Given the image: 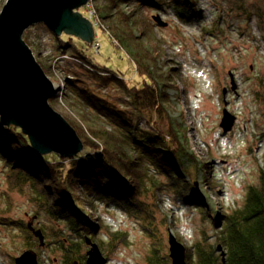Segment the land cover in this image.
<instances>
[{
    "label": "rangeland",
    "instance_id": "rangeland-1",
    "mask_svg": "<svg viewBox=\"0 0 264 264\" xmlns=\"http://www.w3.org/2000/svg\"><path fill=\"white\" fill-rule=\"evenodd\" d=\"M106 1L93 0L91 5L98 9ZM196 1L202 16L193 25L181 23L168 9L140 8L131 1L122 3L117 11L115 7L110 8L101 14L102 18L99 15L90 21L92 42L62 33L64 39L71 37V40L67 39L70 47L64 50V55L55 49V37L43 25L29 27L22 38L25 37L24 42L34 58L49 67L46 75L54 84L65 85L64 78L73 75L68 69L90 82V77L83 74L90 70L69 58V53L77 50L94 66L116 71L127 86H137L142 84L143 77L130 56L135 42L124 37L129 32L130 38L144 36L146 39L136 40L139 42L136 46L152 57L154 67L157 64L158 68L153 72L174 75L175 87L168 90L170 117L186 127L188 148L197 161L208 163L207 179L215 187L216 193L208 190L202 181L204 176L199 172L187 200L193 197L202 199L209 215L214 216L238 207L245 188L258 183L260 159L264 152V0ZM5 2L0 0V12ZM79 14L89 19L83 8H79ZM124 15L130 16L133 22ZM155 16H160L167 27L157 26L153 21ZM120 38L125 40L124 44ZM115 82L94 88L118 108L124 109L127 107L126 96L114 85ZM53 97L49 103L55 112L68 122L78 121L81 108L67 106V98L59 94ZM224 101L228 111L237 118L233 130L226 136H222L219 127ZM141 126H144L143 121ZM3 169L0 164V216L21 220L35 230L42 228L44 240L51 241L55 231L64 230V223L39 208L31 197L28 182L11 187ZM158 210L155 212L156 233L150 238L142 231L138 217H129L103 205H97L93 210L85 208L87 215L98 217L105 228L106 233L103 230L100 234L97 228V242L94 243L101 242L99 248L107 264H147L151 246L169 255L170 234L185 247L201 240L202 233L211 237V243L214 242V229L211 217L206 218L207 214L188 205L171 210L163 197ZM164 219L169 222L164 223ZM115 232L124 235L117 245L109 237ZM23 244L19 231L0 227V264H14V258L26 250ZM34 250L38 252L40 264L50 263L49 259L54 260L50 264H61L58 253H51L50 248L41 252ZM87 250L88 245L85 252Z\"/></svg>",
    "mask_w": 264,
    "mask_h": 264
},
{
    "label": "trees",
    "instance_id": "trees-1",
    "mask_svg": "<svg viewBox=\"0 0 264 264\" xmlns=\"http://www.w3.org/2000/svg\"><path fill=\"white\" fill-rule=\"evenodd\" d=\"M130 1L140 8L168 9L184 24H196L202 16L196 0H107L94 9L95 18L113 7L117 11L120 4ZM124 17L133 22L130 16ZM130 34L124 39L135 42L130 56L143 77L141 85L127 86L116 71L94 66L77 50L69 53L73 62L90 70L83 72L90 77V82H86L68 69L73 75L64 78L60 95L67 98V106L81 108L78 121H67L82 141L81 153L72 158H62L55 153L39 155L19 128L0 125V164L8 174L10 186L19 187L28 182L32 199L46 215L63 222L64 230L55 231L53 239L44 240L41 247L21 220L0 216V227L19 231L26 250L41 252L50 248L51 253H58L61 264H84L87 240L97 242V228L99 234L105 229L98 217L87 215L86 207L93 210L103 205L129 217H138L142 231L152 238L156 233L155 212L159 211L163 197L171 210L188 205L207 214L206 218L211 217L214 242L202 233L201 240L186 247L187 264H264V152L258 183L245 188L238 207L210 216L202 199L193 197L188 201L187 195L199 172L204 176L202 181L206 188L216 193L207 179L209 165L193 157L187 145L186 127L170 117L168 90L175 87L174 75L153 72L157 64L154 67L152 57L136 46L139 43L136 40L146 38H130ZM53 36L55 49L64 55L71 37L67 40L63 35ZM23 39L26 41L25 37ZM119 41L125 43L121 38ZM36 61L46 74L49 67ZM113 80L125 93L127 107L124 109L94 88L109 86ZM142 121L144 126H141ZM262 139L264 141V135ZM164 220V223L169 222ZM36 229L45 236L42 228ZM109 237L117 245L124 235L115 232ZM98 246L101 248V242ZM162 252L151 246L147 264H170L169 255ZM49 262L54 260L49 259Z\"/></svg>",
    "mask_w": 264,
    "mask_h": 264
},
{
    "label": "water",
    "instance_id": "water-1",
    "mask_svg": "<svg viewBox=\"0 0 264 264\" xmlns=\"http://www.w3.org/2000/svg\"><path fill=\"white\" fill-rule=\"evenodd\" d=\"M88 1L6 0L0 12V125L19 128L39 155L55 153L72 158L81 153L83 144L72 126L49 105L57 87L46 76L22 35L29 27L42 24L57 36L67 33L92 42V23L79 14V8ZM153 21L161 28L167 27L160 16L153 17ZM224 106L219 124L222 136L233 130L237 120L225 101ZM28 229L43 247L41 231L30 225ZM168 243L171 264H187L186 247L172 234ZM86 244L89 250L84 264H107L96 243L87 240ZM218 251H222L221 247ZM221 256L224 257L223 253ZM14 264L40 263L36 251L28 249L14 258Z\"/></svg>",
    "mask_w": 264,
    "mask_h": 264
},
{
    "label": "built area",
    "instance_id": "built-area-1",
    "mask_svg": "<svg viewBox=\"0 0 264 264\" xmlns=\"http://www.w3.org/2000/svg\"><path fill=\"white\" fill-rule=\"evenodd\" d=\"M91 4H92V0H89L87 2V4L83 7V9L86 11V13L89 17V20L92 22V20H96V18H95L96 13H95ZM55 86L57 87V91H56L55 95L56 94L61 95L62 91L64 90V84H62V83H61V85L55 84Z\"/></svg>",
    "mask_w": 264,
    "mask_h": 264
}]
</instances>
